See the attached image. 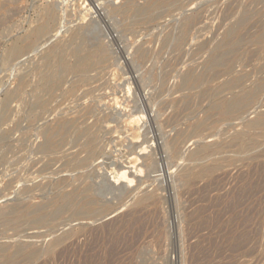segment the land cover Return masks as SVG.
Listing matches in <instances>:
<instances>
[{
  "label": "rangeland",
  "instance_id": "obj_1",
  "mask_svg": "<svg viewBox=\"0 0 264 264\" xmlns=\"http://www.w3.org/2000/svg\"><path fill=\"white\" fill-rule=\"evenodd\" d=\"M154 1L0 0V264H264V0Z\"/></svg>",
  "mask_w": 264,
  "mask_h": 264
},
{
  "label": "bare ground",
  "instance_id": "obj_2",
  "mask_svg": "<svg viewBox=\"0 0 264 264\" xmlns=\"http://www.w3.org/2000/svg\"><path fill=\"white\" fill-rule=\"evenodd\" d=\"M170 0H156V1H154V2H150L148 5H146V8H143V9H141V10H139V12H142V13H144V12H148L149 10H151L152 8H155L156 6H158V5H160V4H166V3H168ZM3 6H4V4H3ZM132 6V4L130 5V7ZM129 7V8H130ZM2 8V7H1ZM7 11V10H6ZM51 11V10H50ZM15 12H17V11H15ZM137 13V12H136ZM145 14V13H144ZM12 16V15H11ZM48 20L47 21H45V23H41L39 26H37V28L29 35V37H27V39L26 38H22V37H20V38H18L17 39V41L16 42H14V44H13V46L11 47V48H9L8 50H7V54H9V56H11V57H16V56H19V55H21L22 53H23V51H24V49L27 47V46H31V45H33L34 43H35V41H36V39L41 35V34H43L45 31H47V29L49 28V26H50V21L52 22V21H54V14L53 13H49L48 14ZM196 17L195 18H188V19H186V21H185V27L186 28H188V27H190V26H192V24L196 21ZM197 22V21H196ZM1 23V22H0ZM4 33V32H3ZM3 33H2V35H0V37L1 38H4L3 37ZM260 38H264V35L263 36H261ZM29 41L28 43H26L25 44V42L26 41ZM1 46V45H0ZM84 48V47H83ZM96 53V52H95ZM92 55H94V50L93 51H91V50H77V51H75V57H76V66H77V70H79V71H84V70H86L87 68H89V66H90V63H89V61H90V57H92ZM97 56V55H96ZM63 57V56H62ZM102 58V57H101ZM99 59V58H98ZM97 59V60H98ZM103 59V58H102ZM102 59H100V60H102ZM249 59V58H248ZM60 60V59H59ZM58 60V61H59ZM99 60V61H100ZM104 60V59H103ZM95 61V60H94ZM60 62V61H59ZM100 63V62H99ZM60 64V63H59ZM62 64V63H61ZM95 66V65H94ZM62 67L64 68V70L66 71H68V70H73L72 69V66L71 65H69L65 60H64V62H63V64H62ZM90 69V68H89ZM92 69V68H91ZM60 71V70H59ZM63 72V71H62ZM58 83H60V82H57L54 78L52 79V80H50L49 81V83H48V89H52L55 85H57ZM263 89H264V84H261L260 86H259V88L258 89H256L255 91H254V94L253 95H257L258 93H260L261 91H263ZM9 94V93H8ZM250 95H251V93H250ZM10 96V95H9ZM8 97V96H7ZM12 97V95L10 96V98ZM242 104V102L240 103L239 101H237V102H229V101H222L220 104H218V107H219V109H220V112L222 113V114H226V115H228L227 113H229V111H230V109H233V107H235V105H241ZM45 104H44V102L42 101V102H39L38 103V105L37 106H40V107H43ZM241 108V107H240ZM235 111H236V109H235ZM243 111V110H242ZM248 114V113H247ZM70 124H71V122H63V123H61L59 126H56V127H49V128H47V130L45 131V135H46V140H45V142H44V144L42 145V147H41V150L42 151H52V150H54V149H56L57 148V145H58V143H57V141H56V139H57V137L58 136H61L62 135V133L64 132V130L65 129H67V128H69L70 127ZM243 125V124H242ZM246 127L249 129V130H253V131H256V132H262V131H264V114H262V115H259L256 119H254V120H252V121H249L248 123H247V125H246ZM240 129H238V131H239ZM250 132V131H249ZM66 133V132H65ZM176 135H177V133H175ZM175 134H174V136H175ZM184 134V133H183ZM251 134V133H250ZM173 136V137H174ZM170 142H172L171 140H170ZM183 142V136H182V133H179L178 135H177V139L175 140V143L174 144H176V145H181V143ZM60 144V143H59ZM174 144L173 145H171V147L172 146H174ZM206 148V147H205ZM209 148V147H208ZM202 150V149H201ZM140 153V152H139ZM200 153V152H199ZM198 153V154H199ZM138 155V154H137ZM142 155V154H141ZM145 155V154H144ZM140 157V156H139ZM136 158H134V162L136 161L135 160ZM139 160V159H138ZM126 162V161H125ZM139 163V162H138ZM123 165V164H122ZM130 165H132V164H130ZM125 166H128V164H126V165H123L121 168H120V170H125V171H133V172H135L136 170H140V166H139V164L137 165V167L136 168H133L134 166H132V167H129L128 169H125L126 167ZM142 167V166H141ZM130 169V170H129ZM209 168H205V169H203V171H206V170H208ZM203 173V172H202ZM64 197L66 196V195H63ZM63 197V198H64ZM72 197V196H71ZM75 198H77V197H75ZM152 197H144L143 199L141 198L140 199V201H139V204H145L146 203V201L148 200V199H151ZM82 199V198H81ZM80 200V199H79ZM78 200V201H79ZM157 200V199H156ZM60 202V199L59 200H57V201H55V202H51L50 204H44V205H41L39 208H36L35 207V209H27V210H23L22 211V213L20 214V216L21 217H25V216H32V215H38V214H40V213H45L46 212V210L47 209H51V208H53L54 207V205H56V204H58ZM67 202V201H66ZM69 202V201H68ZM73 202V201H72ZM157 202V201H156ZM159 202V201H158ZM68 204V203H67ZM77 204V203H76ZM76 204H75V206H76ZM63 205H65V204H63ZM71 205H72V203H71ZM92 205H93V202L91 201L90 202V200H89V203L85 206L86 208H84V209H81V210H79V212L77 213V215H78V217H80V218H84V219H90V218H93V216H92ZM149 205V204H148ZM145 206V205H144ZM162 206V205H161ZM62 208H64L63 206H61ZM61 207H60V209H61ZM68 207V206H67ZM56 210V209H55ZM58 210V209H57ZM56 210V211H57ZM62 211V210H61ZM60 211V212H61ZM58 212H59V210H58ZM140 212V211H139ZM54 213V212H53ZM53 213H52V215H53ZM56 213V212H55ZM55 213H54V215H55ZM9 214H15V212H10ZM46 214L47 213H45V217H46ZM57 214V213H56ZM44 215V214H43ZM42 215V216H43ZM95 216L94 217H96V214H94ZM98 215V214H97ZM16 216H18L17 214H16ZM33 217H35V216H33ZM39 218V217H38ZM40 218H41V216H40ZM43 218H44V216H43ZM49 219V218H48ZM52 219V218H51ZM50 220V219H49ZM48 220V221H49ZM53 220V219H52ZM36 221L37 222H39L40 221V219H39V221H38V219H36ZM106 227V226H105ZM140 236V235H139ZM63 237V236H62ZM62 237H61V239H62ZM61 239L59 238V239H56V240H54V245L55 244H60V242H61ZM135 239V238H134ZM64 242V241H63ZM62 243V242H61ZM53 244V243H52ZM135 244H137V242L135 243ZM234 245V244H233ZM53 246V245H52ZM33 253V252H32ZM60 254V253H59ZM24 255H25V253H24ZM27 255H28V253H27ZM26 255V258H28V256ZM32 254H30L29 256H31ZM8 256H10V255H8ZM7 256V257H8ZM22 256V255H21ZM33 256V255H32ZM18 257H11L8 261H6L7 263H9V264H17V260L19 259H17ZM6 259V258H5ZM108 260V259H107ZM111 260V259H110Z\"/></svg>",
  "mask_w": 264,
  "mask_h": 264
}]
</instances>
